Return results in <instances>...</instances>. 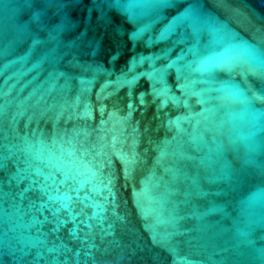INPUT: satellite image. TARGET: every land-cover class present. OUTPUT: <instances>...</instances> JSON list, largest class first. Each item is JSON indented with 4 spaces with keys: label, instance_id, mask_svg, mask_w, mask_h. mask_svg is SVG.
Here are the masks:
<instances>
[{
    "label": "water",
    "instance_id": "95a60500",
    "mask_svg": "<svg viewBox=\"0 0 264 264\" xmlns=\"http://www.w3.org/2000/svg\"><path fill=\"white\" fill-rule=\"evenodd\" d=\"M0 264H264V0H0Z\"/></svg>",
    "mask_w": 264,
    "mask_h": 264
}]
</instances>
